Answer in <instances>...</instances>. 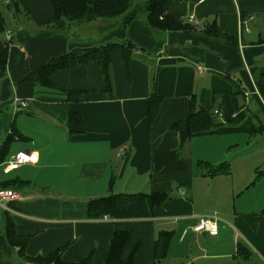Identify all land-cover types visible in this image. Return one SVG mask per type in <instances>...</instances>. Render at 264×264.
I'll use <instances>...</instances> for the list:
<instances>
[{
  "label": "crops",
  "instance_id": "obj_1",
  "mask_svg": "<svg viewBox=\"0 0 264 264\" xmlns=\"http://www.w3.org/2000/svg\"><path fill=\"white\" fill-rule=\"evenodd\" d=\"M7 1L0 104L9 102L12 111L1 113L0 107V147L10 134L12 140L0 159V188L9 186L20 199L0 205V264H30L8 243L5 215L18 234L29 237L28 256L62 248L66 262L90 256L91 264H102L114 233L128 232L120 257L133 255V264H264V176L256 178L258 162L244 160L248 168L239 176L206 173L250 138L216 132L181 143L170 129L186 117L190 100L197 108L221 111L214 117L222 123L239 112L245 118L264 114V0H188L182 26L173 30L152 27L145 15L127 23L120 15L52 25L51 0ZM212 27L228 41L209 33ZM123 38L133 49L127 62L119 48L112 51L111 95L93 61L54 71L51 86L28 79L55 56ZM153 93L161 103L150 121ZM16 100L26 107H17ZM72 112L81 123L70 121ZM18 151L38 158L9 168ZM118 193L136 195L132 217H88L90 199ZM157 193L167 198L153 205L150 196ZM211 214L219 218L217 234L194 231L198 219ZM163 231L171 233L170 241L165 257L156 260L155 241Z\"/></svg>",
  "mask_w": 264,
  "mask_h": 264
},
{
  "label": "trees",
  "instance_id": "obj_2",
  "mask_svg": "<svg viewBox=\"0 0 264 264\" xmlns=\"http://www.w3.org/2000/svg\"><path fill=\"white\" fill-rule=\"evenodd\" d=\"M133 0H51L54 11V17L49 24L56 25L59 21L65 20L68 24L86 23L97 19H112L124 15L126 23L139 15H145L152 27L173 30L180 28L182 23L180 18L186 13L188 0H147L137 4L130 10ZM6 29V18L0 11V34ZM214 37L228 41L227 35L220 32L216 27H212L209 33ZM119 48L122 51V57L125 62L130 58L133 44L126 39L107 41L98 45L86 48H75L71 51L55 56L49 61L28 74V79L38 82L43 86H51L50 75L61 68H69L88 62H96L99 66L100 73L104 81V89L109 95L112 94L113 84L110 72L112 51ZM7 46L0 52V70L6 63ZM260 86V84H259ZM261 95L264 98V90L259 87ZM161 103V97L153 93L149 96L147 117L152 121L158 113ZM212 111L197 108L195 101H189L188 114L182 120L170 125V129L179 135L180 142H184L194 136L205 133H227V132H245L249 136L256 135L263 131V128L256 126L250 121V117L245 118L243 112L235 114L226 123L217 121ZM70 121L81 123V115L71 113ZM12 140L10 134L4 140L0 147V159L5 156ZM207 167V166H206ZM209 175L218 173H230L228 162H220L215 165H209L206 169ZM261 171L256 169V178L261 176ZM6 185V184H4ZM1 188H9L2 186ZM0 188V189H1ZM151 200L153 205L164 201L165 194H152ZM136 203L135 194H110L107 196L90 199L86 204L87 215L91 219L109 217L114 219H126L134 215ZM264 213V210H263ZM4 232L8 243L16 249L20 259L30 264H91V257L88 256L79 261L66 262L62 259L61 250L57 248L47 255L28 256L26 246L29 237L20 235L14 228V222L10 216L4 217ZM129 233L115 232L110 240L108 249L105 253L102 264H133V255L127 260L120 257L124 243ZM170 232H160L155 241V257L160 260L165 257L168 243L170 241ZM241 249H238V251Z\"/></svg>",
  "mask_w": 264,
  "mask_h": 264
},
{
  "label": "rangeland",
  "instance_id": "obj_3",
  "mask_svg": "<svg viewBox=\"0 0 264 264\" xmlns=\"http://www.w3.org/2000/svg\"><path fill=\"white\" fill-rule=\"evenodd\" d=\"M144 1L147 0H133L130 10L134 8L135 5L143 3ZM8 1L7 0H0V11L4 14L5 18H6V26H10L9 24V19L7 18V11H8V7L7 4ZM98 22V21H96ZM3 33L0 34V40H2L3 37ZM1 107V113L2 112H9L11 113V107L9 106V102L7 101H3V103L0 104ZM250 121H253V124H255L256 126H258L259 124H262L264 126V114L261 113L260 111H257V118H250ZM2 132H0L1 134ZM236 135V138L238 136H242L241 138H250V144L247 145L244 141H242V145L237 146V148L234 150L232 149V151L227 154L226 156V160L228 162H231L230 167H231V171H233L234 176H239V174L244 173L247 168L248 165L246 163H244V160H246L247 158H252V161H257L258 162V169L262 172L261 176H264V128L262 133H258L256 135L250 136L247 135V133L242 132V133H233ZM233 136V135H231ZM235 143H238V140H235ZM253 156H257L256 160H253ZM232 159V160H231ZM233 159H234V163H233ZM239 165H237V163H239ZM240 170V171H238Z\"/></svg>",
  "mask_w": 264,
  "mask_h": 264
},
{
  "label": "built area",
  "instance_id": "obj_4",
  "mask_svg": "<svg viewBox=\"0 0 264 264\" xmlns=\"http://www.w3.org/2000/svg\"><path fill=\"white\" fill-rule=\"evenodd\" d=\"M6 40L9 42L12 38V31L7 29L5 32ZM17 102V103H16ZM16 106L24 108L27 105L26 101H15ZM213 113L215 115H221V111L214 110ZM126 145H122L116 151L117 155H120L124 152ZM36 152L33 151H18L14 155L11 156V159L7 161V166L9 168H16L23 164H31L34 163L37 159ZM20 199V193L12 188H1L0 189V205L4 206L8 202L17 201ZM218 217L214 214L205 215L198 219L197 223L194 225L193 229L196 232L205 231L210 235H216L218 232ZM262 258L264 260V253L262 254Z\"/></svg>",
  "mask_w": 264,
  "mask_h": 264
},
{
  "label": "water",
  "instance_id": "obj_5",
  "mask_svg": "<svg viewBox=\"0 0 264 264\" xmlns=\"http://www.w3.org/2000/svg\"><path fill=\"white\" fill-rule=\"evenodd\" d=\"M7 7H9V5H7Z\"/></svg>",
  "mask_w": 264,
  "mask_h": 264
}]
</instances>
